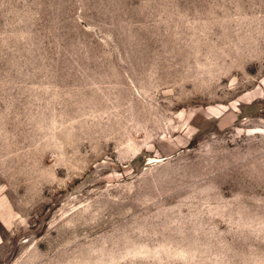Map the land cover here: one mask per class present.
Segmentation results:
<instances>
[{"label": "rangeland", "instance_id": "1", "mask_svg": "<svg viewBox=\"0 0 264 264\" xmlns=\"http://www.w3.org/2000/svg\"><path fill=\"white\" fill-rule=\"evenodd\" d=\"M0 264H264V0H0Z\"/></svg>", "mask_w": 264, "mask_h": 264}]
</instances>
